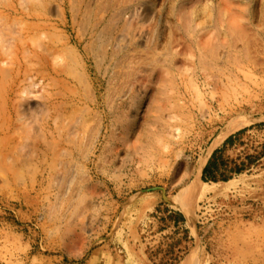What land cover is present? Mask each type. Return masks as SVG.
Listing matches in <instances>:
<instances>
[{
  "label": "rangeland",
  "instance_id": "obj_1",
  "mask_svg": "<svg viewBox=\"0 0 264 264\" xmlns=\"http://www.w3.org/2000/svg\"><path fill=\"white\" fill-rule=\"evenodd\" d=\"M0 264H264V0H0Z\"/></svg>",
  "mask_w": 264,
  "mask_h": 264
},
{
  "label": "trees",
  "instance_id": "obj_2",
  "mask_svg": "<svg viewBox=\"0 0 264 264\" xmlns=\"http://www.w3.org/2000/svg\"><path fill=\"white\" fill-rule=\"evenodd\" d=\"M230 141V137H228L223 146L221 148L215 149L208 161L206 162L205 166L202 170L201 178L204 181H226L230 178V172H240L241 168L238 165H235L232 168H228L224 160H222L220 153L226 143Z\"/></svg>",
  "mask_w": 264,
  "mask_h": 264
},
{
  "label": "bare ground",
  "instance_id": "obj_3",
  "mask_svg": "<svg viewBox=\"0 0 264 264\" xmlns=\"http://www.w3.org/2000/svg\"><path fill=\"white\" fill-rule=\"evenodd\" d=\"M200 183L203 185L202 186V192H204V193L215 192L217 190L214 185H207L202 180H200Z\"/></svg>",
  "mask_w": 264,
  "mask_h": 264
}]
</instances>
